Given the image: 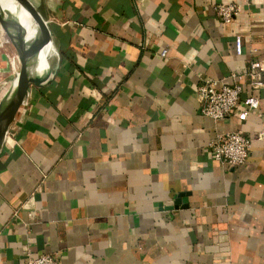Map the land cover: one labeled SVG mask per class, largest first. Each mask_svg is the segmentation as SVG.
I'll use <instances>...</instances> for the list:
<instances>
[{"label":"crops","instance_id":"crops-1","mask_svg":"<svg viewBox=\"0 0 264 264\" xmlns=\"http://www.w3.org/2000/svg\"><path fill=\"white\" fill-rule=\"evenodd\" d=\"M32 2L54 79L30 88L0 152V264H27V251L60 264H264V88L246 83L260 107L219 123L196 96L204 80L264 69V0ZM220 3L241 5L231 26ZM15 52L0 24V90ZM226 130L253 140L244 166L212 158Z\"/></svg>","mask_w":264,"mask_h":264},{"label":"built area","instance_id":"built-area-1","mask_svg":"<svg viewBox=\"0 0 264 264\" xmlns=\"http://www.w3.org/2000/svg\"><path fill=\"white\" fill-rule=\"evenodd\" d=\"M214 10L225 26H231L242 9L239 3H220L214 5ZM236 51L238 55L243 53L241 36L236 39ZM167 55L168 50H165L162 56L166 57ZM230 78L231 84L219 80H204L196 91L203 114L213 118L218 123L238 110L242 104L248 106L249 109L260 107V97L245 92L246 83L251 86L253 91H261L264 88V69L259 61H253L245 71L232 73ZM25 102L26 99L22 105ZM248 115L249 110L243 111L240 118L246 120ZM12 136L11 131H9L6 141L12 139ZM252 146L253 140L244 132L226 130L220 132L217 138L210 143L209 150L214 160L234 169L247 164L251 156ZM35 203V193H33L22 207L31 208ZM15 214L18 215V212ZM26 257L27 264H60L59 256L51 253L33 256L30 251H27Z\"/></svg>","mask_w":264,"mask_h":264},{"label":"water","instance_id":"water-1","mask_svg":"<svg viewBox=\"0 0 264 264\" xmlns=\"http://www.w3.org/2000/svg\"><path fill=\"white\" fill-rule=\"evenodd\" d=\"M37 22L38 28L32 39L28 29L18 16L5 9L0 0V24L20 57V69L0 105V152L6 142L7 134L32 86L41 87L54 79L50 60L47 67L39 72V57L46 43L52 42V34L47 21L32 0H16ZM186 201V200H185ZM183 203L180 198L176 206Z\"/></svg>","mask_w":264,"mask_h":264},{"label":"bare ground","instance_id":"bare-ground-1","mask_svg":"<svg viewBox=\"0 0 264 264\" xmlns=\"http://www.w3.org/2000/svg\"><path fill=\"white\" fill-rule=\"evenodd\" d=\"M2 5L5 9L9 10L16 16L20 18L24 26L28 29V38L32 39L37 31L38 25L34 18H31V16L21 7V5L16 0H1ZM56 54V48L52 42H47L43 52L41 53L39 57V66L38 71L42 72L47 67V60H50V57L55 56ZM12 58L13 63V69L16 72L17 71V64L15 60ZM17 74V72H16ZM12 82H9L3 86V88L0 90V105L2 101L4 100Z\"/></svg>","mask_w":264,"mask_h":264},{"label":"rangeland","instance_id":"rangeland-1","mask_svg":"<svg viewBox=\"0 0 264 264\" xmlns=\"http://www.w3.org/2000/svg\"><path fill=\"white\" fill-rule=\"evenodd\" d=\"M12 56H13V59L15 60L16 64L18 65L17 66L18 69L16 71L18 73L19 69H20V57H19L17 52H15L14 55H12Z\"/></svg>","mask_w":264,"mask_h":264}]
</instances>
